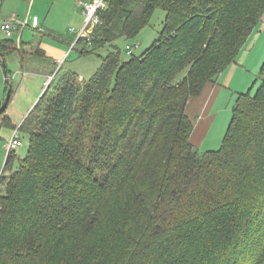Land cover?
Listing matches in <instances>:
<instances>
[{"label":"trees","instance_id":"1","mask_svg":"<svg viewBox=\"0 0 264 264\" xmlns=\"http://www.w3.org/2000/svg\"><path fill=\"white\" fill-rule=\"evenodd\" d=\"M157 8L159 36L123 59L116 41ZM263 15L264 0H106L74 46L111 48L96 73L53 70L23 122L0 123L30 142L0 175V264H264V75L220 148L198 151L188 113Z\"/></svg>","mask_w":264,"mask_h":264},{"label":"rangeland","instance_id":"2","mask_svg":"<svg viewBox=\"0 0 264 264\" xmlns=\"http://www.w3.org/2000/svg\"><path fill=\"white\" fill-rule=\"evenodd\" d=\"M32 4L35 5V0H32ZM30 6V0H0V22L5 19L4 16L11 15L12 12L18 11L17 15H19L21 19H16L21 23H24V17L29 11ZM44 12L49 13V15L45 24H43L44 17L41 19L40 27L43 28L44 26V32L47 27H52L56 32V36L52 37L48 34L47 36L49 37L50 42L55 44L61 43L65 45L66 52H70V55L67 58L65 56L63 60L58 63L55 74L58 73L60 75L66 71H72L75 72L80 79H88L89 77H92L98 68L101 67L103 58L108 54L111 48L105 46L104 48L99 49L95 54L80 55L78 49L81 48V45H77L76 47H74V45L76 44L84 26V18L82 25L77 26L74 24V14L68 9V7L64 6L62 0H37L35 8L33 9V14L37 13V15L40 16ZM165 16V10L157 8L152 13L149 23L134 38H119L116 41V46L121 49V57L123 59H128L130 57V54H128L126 50L128 44L133 47V53L136 55H139L150 47L162 30ZM30 18H32V15ZM30 24L28 26L26 25L24 28L23 39L28 40L36 37L39 40L42 35L41 32L37 29H32ZM19 32H15L13 35V39L16 41L19 40ZM6 39H8V37L0 28V40ZM45 40L48 41L47 39ZM64 40L73 41V45H66ZM135 44L138 46L135 47ZM29 46L30 47L21 45L16 52L19 54L22 53L25 58H27V56L29 57V54L38 56L36 47L32 45ZM39 59L42 60V57ZM35 61L36 62L28 61L29 64H27L28 69H26V72L30 73L24 74L23 77L22 73H13V71L20 67V63L6 56L9 84L12 85L13 92L6 111L0 115V123L5 117L11 116L12 121H14L13 123L18 124L17 126H19L45 90V87L42 84L43 77L37 73V71L41 69L39 66L40 60L36 59ZM235 62H238V73L235 74L236 76L233 78L231 85L226 84V86H222L218 91L215 100L209 106L208 113H206V110L204 109L200 110L201 108H205V104L202 102L196 101L197 99L190 102L189 112L192 111V114L190 115L191 118H193L192 120L194 121L195 127L197 123L198 125H201L199 129L200 131L205 127L203 134H206V136L204 139H201V144H197V149L200 152L220 148L228 125L232 119L238 94L247 91L254 94L261 85L262 76L264 75L263 18L243 45ZM15 65L17 66L15 67ZM220 74L215 78L214 82L224 85V80L219 79ZM243 75L246 76L244 79L247 84L242 89L243 91H239L234 85L238 84L239 78ZM5 85L6 77L0 59V99L4 98ZM207 88L208 87H206L205 90H207ZM211 88L214 87L212 86ZM208 94H212L210 90ZM203 115L206 116L205 119L204 117L202 118ZM13 131L14 127L11 125H0V172L5 165L7 156L6 146ZM19 133L23 138L24 143L15 152L19 157H24L29 149V137L22 131Z\"/></svg>","mask_w":264,"mask_h":264},{"label":"crops","instance_id":"3","mask_svg":"<svg viewBox=\"0 0 264 264\" xmlns=\"http://www.w3.org/2000/svg\"><path fill=\"white\" fill-rule=\"evenodd\" d=\"M36 1L35 0V5H36ZM86 1H91V0H62V3L64 4V6L68 7V9L74 14V24H76L77 26L82 25L83 23V5L84 2ZM24 2V1H23ZM31 6L29 7V11L27 12L25 18V22L26 25L28 26L30 23L31 28L32 29H37L39 32H41V38L38 40L36 37L32 38V39H28V40H24L23 39V33H24V28L25 26H23L20 30L19 34V40L16 41L15 39H13L12 37H8L9 39H12L15 44L17 45V47L22 46H27L30 47L29 45H32L34 47H36V49H40L41 50V54H39V56H33L31 54H29V57L27 56V58H25V56H23L22 53H13V54H9L7 55L8 57L12 58L13 60L17 61L18 63H20V67L13 71L14 74H17V72L22 73L23 77L24 74L26 73H30V72H26V69H28L27 64L28 61L30 60V62H36L35 60L38 59L40 60L39 62V66L41 67V69H39L37 71L38 74H40L43 78L42 80V84H44V81L52 76L55 75L52 73L53 70L56 71V66L58 65V63H60L63 58L66 56V58L70 55V52H66V47L65 45L61 44V43H53L50 42L49 37L47 36L48 34L53 36H56V32L54 31V29L50 28V27H45L46 31L44 32V26L43 28L40 27L41 24V19L44 17V22L43 24H45L49 13L44 12L42 15L38 16L37 13L33 14V9L35 8V5L32 4V0H30ZM17 12H12L11 15H6L4 16L5 19H3L1 22L9 20V21H15L17 19H21V17L19 15H17ZM32 15V18H30V16ZM17 18V19H16ZM264 19V15L262 17ZM19 21V20H18ZM0 22V24H1ZM45 39H47L48 41H46ZM65 44H69L70 46L73 45V41H68V40H64ZM76 45V44H75ZM74 45V46H75ZM67 54V55H66ZM40 57H42V60L39 59ZM17 65H15L16 67ZM27 67V68H26ZM10 72V70H9ZM238 73V62H234L231 65H229L224 71L223 73L221 72L219 79H223L224 80V85H220L217 82H213L211 84H209L207 87V90H205L204 94L200 97L197 98L196 101H200L203 104H205V108H201L200 110H206V113L209 112V106L213 103V101L215 100V97L218 93V91L222 88V86H226V84L231 85L233 78L236 76L235 74ZM246 76L243 75L242 77L239 78L238 80V84L234 85L236 89H238L239 91H243L242 89L244 88V86L247 84L245 81ZM243 78V81H242ZM84 79V78H83ZM214 88H211V87ZM212 93L211 95L208 94V92ZM42 95V94H41ZM40 95V97H41ZM5 97V90H4V95ZM39 97V98H40ZM4 100V98L0 99V103H2V101ZM39 100V99H38ZM37 100V101H38ZM195 99H191L189 101V105H188V112L190 109V102L193 101ZM195 101V102H196ZM199 112V111H198ZM189 114H192V111L189 112ZM204 117V119L206 118V116H202V118ZM200 126L198 125V123L196 124V127L192 133L191 136V142L193 143V145L197 148L198 145L197 144H201V139H204V137L206 136V134H203V131L205 130V127H203L202 131H200ZM202 134V135H201ZM7 157V156H6ZM3 171V169H2ZM1 171V172H2Z\"/></svg>","mask_w":264,"mask_h":264},{"label":"built area","instance_id":"4","mask_svg":"<svg viewBox=\"0 0 264 264\" xmlns=\"http://www.w3.org/2000/svg\"><path fill=\"white\" fill-rule=\"evenodd\" d=\"M106 0H91L84 2L83 5V17H84V26L81 30L80 37H87L88 39L91 38V33L93 32L94 28L101 22L99 17V11L105 8ZM26 25V22L21 23L18 20L15 21H3L1 22L0 28L6 34L7 37H12L15 32H19L23 26ZM78 38V39H79ZM77 39V40H78ZM138 45L135 44V47ZM126 50L128 54L133 53V47L131 45L126 46ZM54 75L50 76L48 79L44 81L45 89L48 87ZM19 128L14 129L13 134L9 141L7 142L6 150L7 155L12 152L16 151L20 146L23 145V138L20 136ZM2 172H0L1 175Z\"/></svg>","mask_w":264,"mask_h":264},{"label":"water","instance_id":"5","mask_svg":"<svg viewBox=\"0 0 264 264\" xmlns=\"http://www.w3.org/2000/svg\"><path fill=\"white\" fill-rule=\"evenodd\" d=\"M0 59H1V63H2V67L4 69V73H5V77H6V82L8 84V90L6 93V96L0 106V114H2L8 107V104L11 100V96H12V85L9 84V78H8V69H7V64H6V59L4 57V54L0 51ZM36 104V103H35Z\"/></svg>","mask_w":264,"mask_h":264}]
</instances>
